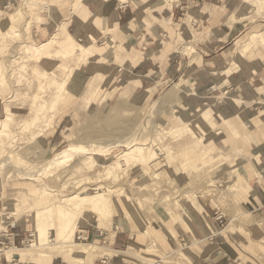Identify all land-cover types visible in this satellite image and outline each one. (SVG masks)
<instances>
[{
    "label": "rangeland",
    "instance_id": "rangeland-1",
    "mask_svg": "<svg viewBox=\"0 0 264 264\" xmlns=\"http://www.w3.org/2000/svg\"><path fill=\"white\" fill-rule=\"evenodd\" d=\"M72 1L0 0V215L15 205L19 219L7 232L36 239L11 245L1 230L0 258L8 248L29 249L45 240L51 228L56 231L47 243L63 230L73 238L78 228L77 243L123 252L112 258L82 248L61 252L98 254L97 264H264V151L255 152L252 137L244 136L254 120H264V46L258 48L264 42L250 38L264 32V0H130L127 5L139 9L135 21L113 31L105 3L97 1L99 31L94 26L92 32L104 36L97 40L102 57L70 62L71 76L60 66L68 55L37 57V67L26 63L32 45L65 38L61 29L44 41L31 36L35 27L62 22ZM141 2L147 3L140 8ZM28 4L35 6L33 15L40 14L31 29ZM21 10L20 21L9 27L10 17ZM147 20L152 44H139L138 35L150 27ZM81 40L91 50L93 43ZM126 52L142 57V66L128 59L122 64ZM238 54L260 61L261 72L251 76L240 68L226 74ZM94 59L107 63L82 68ZM41 71L62 85L58 96L66 84L58 80L69 81L56 103L51 102L55 87L44 84ZM146 71L152 81L142 78ZM242 84L246 89L240 92ZM233 92L241 102L229 106L223 96ZM210 95L214 107L228 115L211 111ZM7 104L14 114L4 126ZM25 119L34 122L25 125ZM234 122L240 137L232 132ZM226 139L236 143L225 144ZM125 154L109 173L107 166ZM101 199L107 203L103 218ZM100 220L104 228L97 227ZM89 230L94 237L76 239ZM59 252L29 261L48 255L64 259ZM5 254L14 257L13 251ZM15 258L18 264L21 258Z\"/></svg>",
    "mask_w": 264,
    "mask_h": 264
},
{
    "label": "crops",
    "instance_id": "crops-1",
    "mask_svg": "<svg viewBox=\"0 0 264 264\" xmlns=\"http://www.w3.org/2000/svg\"><path fill=\"white\" fill-rule=\"evenodd\" d=\"M97 1H101V0H73L71 3V7H68V9H66L65 14H64L65 15L64 20L62 22H59L58 18L56 17L57 20L52 21L48 26H44V24H42L39 27H35V29L32 31V36H31L32 40L35 42L36 40L34 38H36V39H38V41H44L45 39H47L50 36L51 33H53L54 31L58 32L61 28L64 30L66 36H71V41H74L75 44H84L81 42V41L84 42V40H81V38H84V37L86 39L85 43H89L90 40L93 41V37L95 36V34L96 35L99 34L97 32L96 33L92 32L93 31L92 27L95 26V28H96L95 22L98 19L95 17V14L93 12L94 7L95 6L97 7ZM103 2L105 3L104 9H103V11L105 13V17L107 19H110V18L112 19V28L108 27V30L113 31V30H116L118 28H121L122 24L128 23V25H130L133 21H135V20H133L134 19L133 16H135L136 15L135 13H137V10H139L137 7H135L137 10L136 11L134 10L135 8L133 6H135V5H130V4L127 5L128 2L127 1L122 2V0L121 1L120 0H103ZM146 3L147 2L139 3L140 8H142V6L145 5ZM167 6H168V11L171 12L173 9L172 5L167 4ZM143 8L146 11H153V10H151L150 7H147V6H145ZM208 8L210 9V7H208ZM172 13H174V11H172ZM87 22H90L91 25L90 24L88 25ZM147 23L150 27L147 28V31H146L147 33L138 35L139 44H143V43L148 44V45L152 44V41H151L152 37L148 34V33H150L151 35H153V33H152L153 30L152 31L150 30V29H152V26H151L152 21L150 22L147 20ZM73 29H76L78 32L72 33ZM106 29H107V27H106ZM100 31H102V30H100ZM103 31H105V30H103ZM104 34L106 35V33H104ZM66 36H65V38H63L61 40H65ZM102 37H104V36H101L100 38H97L94 40V42H92L93 46H92L91 50H93L92 51V52H94L93 54L97 55V58H99L101 55L103 56V52H104V50L102 48L97 46V43H98L97 40L102 39ZM116 41H117L116 44L118 43V45L120 47L123 46V43H125V39L122 36H120V41H119V38H118V40L116 39ZM47 42H49V41L46 40V41H44L43 44H45ZM112 42H113V44H115L114 40ZM111 46H112V49L116 48L113 45H111ZM260 46H264V44H259L258 48ZM95 49H100V51L97 52V51H95ZM96 59L82 63V68L91 65L89 70H92L96 67V66H94L93 63H95L96 65H99L100 63H104V64L107 63V62H98ZM126 59H128V61L130 63H136L135 66H139V67L142 66V65H138L139 63L143 62L142 57L140 58L138 55H132V53L131 54L127 53L126 58H124L122 64H126V61H127ZM116 65H117V63L115 62L114 66L116 67ZM92 66H94V67H92ZM232 66L233 67H231L230 71H227L226 74H229L231 71L238 70V69L242 68V71H245L248 74L250 73L251 76H256L257 74H259L261 72V70L263 68L262 64H260V61H258V60H252L251 61L249 57L246 56V58H243V56L240 57L239 54H238V56H237V58L234 61ZM237 66H238V68H237ZM149 72H151V71H148V72L146 71L142 78L152 81L153 79H151V75ZM146 85L147 84L144 83L143 81L139 82V87L142 89L146 88ZM240 87H241L240 90L238 89V91H240V92L243 91V89H246L245 88L246 86H244L243 84ZM236 93H238V92H233L231 95L225 94L227 96L224 95L223 100L226 101V103L229 106H234V105H237L238 103L240 104L241 99L238 98V96H236ZM94 95L92 94V96H94ZM261 95H264V94H261ZM210 99L212 102L211 103V107H212L211 111H216V112L218 111L217 114L224 112L226 115H228L227 112H225V111L220 112V110H218L217 108L214 107V101H215L214 97H212L210 95ZM259 103L260 102L257 101V104H259ZM227 117H226V119H227ZM226 119L224 121H227ZM253 122L255 124H253V128H252L251 132L248 134H244V136H246V135L251 136L252 137V141H251L252 142V145H251L252 149L255 150V152L263 153L264 144H262L261 139H263V137H264L263 132H262V131H264V120L263 119H261V120L256 119ZM235 123L236 122H234V128H233L232 132L235 136L240 137L242 135V133L239 131V127L237 126L238 123L237 124H235ZM230 143H232V145H233L236 142H229V141H227V139L225 140V144L230 145ZM8 226H7V228H8ZM7 228L3 232H7ZM52 229L55 230L54 228H51L50 231ZM79 230L80 229L76 228L73 231V240L75 242H76L75 235ZM50 231L48 234H46V238L47 237L51 238ZM191 231H193V230H191ZM61 233H64V230ZM7 234L9 235V239L11 241L10 244L11 245L13 244L15 246H26L27 244H29V242L31 244L32 242H34L36 240V239H34V234L32 235L33 239L30 240V238H32V236L31 235H30V237H28L27 235L23 236L22 231H12L11 233L8 231ZM85 234H86V236H83V235L79 236L80 241H88L89 239L94 237L90 230L86 231ZM79 237L77 236L76 239L79 240ZM46 238H45V240H44V237H43V239H40V240L38 239V242L36 244L39 245V244L47 243ZM198 240L199 239L197 238L196 242ZM79 243H84V242H79ZM85 244H90V243H85ZM15 249L23 250V249H19L16 247H12V248L6 249V251H2V256L0 258V264H15V262L17 261V259L15 257L21 258V260L18 259V261H19L18 264H75L74 262H77L79 264H97L93 260V257L97 256L98 254H87L86 256L77 257L76 255H69V254L59 252L58 254H65L66 255V256H64V259H61L62 257H59V258L54 257V256L49 257V255L56 254V253H50L47 257L38 258L35 261H31V260L29 261V260H24L21 257V255L15 251ZM8 250H12L14 253V257L12 259H9L7 254H5ZM107 251L110 252L111 254L106 253V254H103V255L100 254V255L108 256V257L112 258V257H120V255H122L120 253H123V252H117V251H113V250H107ZM133 258L138 259V258H136V256H134ZM101 264H116V263L102 261Z\"/></svg>",
    "mask_w": 264,
    "mask_h": 264
},
{
    "label": "bare ground",
    "instance_id": "bare-ground-1",
    "mask_svg": "<svg viewBox=\"0 0 264 264\" xmlns=\"http://www.w3.org/2000/svg\"><path fill=\"white\" fill-rule=\"evenodd\" d=\"M122 1H124V2H129L128 0H122ZM260 1H263V0H260ZM26 2V1H25ZM28 3V2H27ZM29 8H30V10H31V13H30V16H31V18L30 19H28V23H27V28L29 29V27L32 25V22L34 21V19H35V22L37 21V22H39L40 20L38 19V16H40V14H37L38 16H35V15H33L34 13L33 12H35V10H33L32 8H35V6L33 5H27ZM208 7H210V9H212V5H208ZM28 8V9H29ZM33 11V12H32ZM212 11V10H211ZM22 13H23V11L21 10V11H18L17 13H15L14 15H12L11 17H10V23H9V27L10 26H14L16 23H17V21L19 20L20 21V19H21V15H22ZM31 19H32V21H31ZM97 21V20H96ZM34 23V22H33ZM99 23V19H98V22H97V24ZM88 24V23H87ZM86 25V24H85ZM30 29H31V27H30ZM61 29V28H60ZM61 32H64V30L63 29H61ZM62 34V33H61ZM64 35V34H63ZM66 35V34H65ZM61 36V35H60ZM99 36H100V33L99 34H95V36L93 37V41L92 40H90L91 42H94V40L95 39H97V38H99ZM64 38V37H63ZM250 38L253 40V41H256V42H261V41H263L264 42V32H262V33H255V34H253V35H251L250 36ZM62 39V36H61V38L60 39H57V38H53V39H51V41H49V42H47V43H45V44H41L40 46H31V48L29 49L30 51H29V55H26V57H29L28 58V60L26 61V63H28V64H31L32 66L34 65V67L37 65V61H39V60H37V57H45V56H49V55H53V54H55L56 52H57V54H61V55H64V56H66V55H68L67 57H66V61L64 62V64L63 65H60V66H62V68L63 69H67L68 70V68H71V66H69V63L70 62H74V64L76 65V63H78L81 59H85L86 57H88L90 54H93L94 52H92L93 50H88V49H86L83 45H81V44H75V42L74 41H71V36H66V39L65 40H61ZM60 40V41H59ZM78 41V40H77ZM92 44V43H91ZM242 54V53H241ZM36 57V58H35ZM39 58V59H40ZM63 58V57H62ZM24 61V60H23ZM72 62V63H73ZM81 62V61H80ZM79 62V63H80ZM63 63V62H62ZM71 63V64H72ZM39 65H40V62H39ZM25 67H27L28 65H24ZM24 67V68H25ZM33 67V68H34ZM37 67V66H36ZM77 67V66H76ZM233 67V66H232ZM57 68H58V66H57ZM78 68V67H77ZM237 68H238V66H237ZM73 69V68H72ZM24 70V69H23ZM79 70V69H78ZM25 71V70H24ZM57 71V70H56ZM69 71V70H68ZM42 72V71H41ZM55 72V71H54ZM65 72H67L66 70H65ZM69 72H71L70 73V75L69 76H71V75H73V73H74V70H70ZM22 73H23V71H22ZM56 73H58V72H56ZM42 76L44 77V84H47L48 86H50L49 88H51V86H54L55 87V92H56V90H58L59 88H60V86H62V85H56L55 83H54V81H56V79H53L52 77H50V76H48L47 74H46V72L44 71V72H42ZM67 74V73H66ZM69 74V73H68ZM24 75V74H23ZM22 75V76H23ZM38 75V74H37ZM55 75H57V74H55ZM53 76V75H52ZM61 78V77H60ZM64 78H66V77H64ZM34 80V79H33ZM58 80V79H57ZM58 82H59V84H63V83H66V84H64V86L62 87V94H60V96H58L57 94V92L56 93H54L55 95H56V97H53V98H51V102L53 101V103H56L57 102V100L58 99H60L61 100V98H63V96H64V93L67 91V87H68V83H69V81H68V79L66 80V79H64V81L62 80V82H60L59 80H58ZM36 84V83H35ZM34 84V85H35ZM71 84V83H70ZM39 85V84H38ZM47 85H46V87H47ZM41 86V85H40ZM40 86H39V88H40ZM37 88H38V86H36ZM35 87V88H36ZM44 87H45V85H44ZM34 88V89H35ZM33 89V88H32ZM45 89V88H44ZM43 89V90H44ZM53 89V88H52ZM46 90V89H45ZM61 90V89H60ZM36 91V90H35ZM49 90H47V92H48ZM51 91V90H50ZM49 91V92H50ZM39 93V92H38ZM41 93V92H40ZM67 93V92H66ZM44 94H46V93H44ZM42 95V94H41ZM36 96H37V94H36ZM35 98V97H34ZM43 98V97H42ZM38 99V98H37ZM37 99H35V100H37ZM40 99V98H39ZM45 101H46V99H45ZM43 102V104L45 103L46 104V102ZM48 101V100H47ZM50 101V100H49ZM35 103V102H34ZM39 103V102H38ZM37 104V103H36ZM42 104V103H41ZM42 104V105H43ZM40 105V104H39ZM49 105H50V103H49ZM32 107V106H31ZM30 107V108H31ZM25 108V107H24ZM7 109L9 110V112L10 113H8V117H7V119H5V121H4V126H8L9 124H10V122H11V118H13V114H14V110L12 109V107H11V104H7ZM30 112H31V110H29ZM55 112V111H54ZM33 113V112H32ZM47 113V112H46ZM49 113V112H48ZM50 116V115H49ZM53 116H54V114H53ZM45 117H47V115L45 116ZM51 118V117H50ZM43 120V119H42ZM46 121V120H45ZM51 121V120H50ZM34 122V119H32V120H28V119H25V121H24V123H25V125H27V123H33ZM45 123V122H44ZM24 126V125H23ZM130 152H132V151H134V149L133 148H131L130 150H129ZM129 156V154H125V155H123V156H121L119 159L117 158V160L115 161V162H113V163H110L108 166H107V171L110 173V172H112L113 171V169L114 168H116V167H118V164L119 163H122L125 159H127V157ZM101 198H103V196L101 197ZM106 208H107V203H106V201L105 200H102L101 199V201H100V204H99V207H98V211H99V217L100 218H103L104 216H105V212H106ZM17 210H18V208H17ZM6 217V218H5ZM19 219V215H17L16 214V207H15V205H14V208H13V210H11L9 213H8V215H0V223H1V225H0V231L2 230V231H5L6 230V228H7V226L8 225H10V224H13V223H15L17 220ZM101 221V220H100ZM97 227H101V228H104V225L102 224V221L101 222H99V224H97ZM106 228V227H105ZM70 235L71 234H67L66 236L63 234V233H61L60 235H59V237L57 238V239H54V240H52V242L50 241V242H48V243H46V244H33L34 246H32L31 248H29V249H23V250H18L17 249V251H19V253H20V255H21V257L23 258V259H25V260H29V257H31V258H34V257H37V256H42V255H46V254H49L50 252H52V251H56V250H58V251H60V252H62V251H64L65 249H67L68 250V252H70L71 250H74L75 248H82L83 249V251L85 252V253H102V254H106V253H109V254H111L110 252H108L107 250H102L101 249V247H99L98 245H92V244H84V243H77V242H75L74 240H73V238L71 237L70 238ZM71 249V250H70ZM0 251H1V249H0ZM12 252V250H8V253H11ZM30 253V254H29Z\"/></svg>",
    "mask_w": 264,
    "mask_h": 264
},
{
    "label": "built area",
    "instance_id": "built-area-1",
    "mask_svg": "<svg viewBox=\"0 0 264 264\" xmlns=\"http://www.w3.org/2000/svg\"><path fill=\"white\" fill-rule=\"evenodd\" d=\"M79 240H80V237H79Z\"/></svg>",
    "mask_w": 264,
    "mask_h": 264
}]
</instances>
